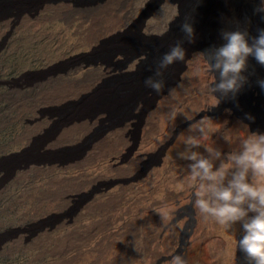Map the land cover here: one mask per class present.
I'll return each instance as SVG.
<instances>
[{
	"label": "rangeland",
	"instance_id": "1",
	"mask_svg": "<svg viewBox=\"0 0 264 264\" xmlns=\"http://www.w3.org/2000/svg\"><path fill=\"white\" fill-rule=\"evenodd\" d=\"M97 1L0 0V264H77L83 255L96 252L98 238L109 228H121L124 220L123 213L112 220L117 211L103 207L105 199L121 191L136 195L149 169L132 175L143 163L160 166L181 134L179 130L170 144L157 147L152 132L143 145L141 102L126 121L133 123L125 135L103 132L129 108L122 104L93 115L96 104L105 100L104 88L135 76L127 58L135 48H155L162 34L154 28L165 10L149 14L157 0H105L101 7L94 6ZM232 1L236 15L229 12ZM232 1L225 5L226 21L253 12L255 0ZM146 19L153 29L140 25ZM116 20L127 25L121 28ZM197 40L207 60L214 48L208 32ZM210 72L211 81L218 82V72ZM216 94L245 118L254 117L250 122L264 124L252 101L246 103L237 93ZM218 109L212 106L208 115L216 118ZM137 151L144 155L140 163L132 158ZM177 181L158 187L156 196L179 192ZM192 211L190 203L181 208L175 228ZM176 230L172 236L177 233V238L167 244H162L165 231L160 234L154 264H169L176 255L185 261L189 226L184 222ZM224 232L230 233L226 228ZM236 253V264H246L237 246Z\"/></svg>",
	"mask_w": 264,
	"mask_h": 264
},
{
	"label": "bare ground",
	"instance_id": "2",
	"mask_svg": "<svg viewBox=\"0 0 264 264\" xmlns=\"http://www.w3.org/2000/svg\"><path fill=\"white\" fill-rule=\"evenodd\" d=\"M231 1L157 0L154 5L155 10L150 11L149 14L155 11V15L158 11L165 10L161 22L154 28L158 34L159 32L162 34V37L159 36L160 39L157 40L155 48L139 47L133 49L129 54L128 65L135 69L133 73L135 76L131 80L104 88L105 100L96 104L93 115L107 113L122 104H127L129 107L123 116L114 120L110 119L111 121L105 125L103 132L108 135L121 137L126 134L128 125L133 123L126 121L133 116L132 111L140 102L142 104L138 105V109L141 111L140 124L143 145L148 143L146 138L152 132L157 135L155 140L157 147L170 144L179 130H181V134L175 141L173 140L174 144L168 148L160 166L152 165L150 167L148 163H143L141 170L139 169L135 174L132 173V177L136 178L149 169L140 184L141 186H138L139 190L136 195L129 196L121 191L115 195H109L105 199L103 207L111 206L113 210L117 211L113 214L112 220L118 214H124L121 228H109L102 235V240L100 237L98 238L96 252L85 253L84 259L80 256L82 260H79L77 264H132L134 262L154 264L159 256L156 244L160 234L165 231L162 236V244H167L168 240L174 241V236L177 238V233L172 236L173 231L176 229V232L179 231L184 222L189 226L186 264L237 263L236 241L243 235L240 222L229 229L230 233L225 234L228 230L224 232L223 226L211 220L206 221L193 208L189 219L183 216L178 219L177 228L173 225L175 218L179 216L177 215L180 213L179 210L189 204L191 200L187 181V165L190 161L181 158V154H186L185 140L189 136L195 137L202 146L194 150L205 157L208 156V153L203 146L211 145L221 151V158H225L248 134L252 132L264 134V124L250 122L249 119L237 112L236 107L229 100L219 103L216 118H211L208 115L209 108L216 103L213 95L217 98L218 96L209 91V86L213 82L211 81L212 74L207 68L204 54L201 55L204 51L197 36L202 32H208L212 45L217 48L226 43L222 39V32H245L247 33L246 39L251 44L252 38L258 35V30L264 29V20L261 19L264 13L254 11L260 7L261 0H255L253 12L246 18L226 21L225 5ZM105 2V0H98L94 6L101 7ZM229 12L233 15L237 14L233 1ZM117 22V26L121 28L127 25L125 20H116ZM183 24H190L193 28L192 39L182 31L181 25ZM140 25H143L146 30L153 29L148 19ZM190 39L191 42H189ZM177 44L185 49L184 60L174 62L166 69L161 70L160 76H155L162 56ZM242 75L247 77V81L237 94L241 95L246 103L252 101L254 108L264 116V92L257 84L258 80L264 79V67L260 66L252 56H249L247 68ZM148 77L162 81L163 86L159 92L145 85V80ZM245 125H247L246 128ZM201 129L203 134H201ZM217 129L219 131H215ZM223 135L230 136V144L223 139ZM97 136L99 137L100 134ZM102 140L104 138L95 142L93 147H97ZM128 143L129 141H126L124 148L129 152L131 147L128 146ZM143 156L137 151L134 152L132 158L140 163ZM219 163V160L214 161V169L219 166ZM174 180H178L181 184L179 192L173 195L162 193L160 198L157 197L158 195L156 196L158 187L168 188L169 182ZM177 183L175 184L177 185ZM251 215L253 214L249 213V216ZM230 242L231 245L228 247ZM174 243L178 249L181 248L178 239Z\"/></svg>",
	"mask_w": 264,
	"mask_h": 264
},
{
	"label": "clouds",
	"instance_id": "3",
	"mask_svg": "<svg viewBox=\"0 0 264 264\" xmlns=\"http://www.w3.org/2000/svg\"><path fill=\"white\" fill-rule=\"evenodd\" d=\"M254 11L264 13V0ZM261 19L264 20V16ZM181 29L192 39L190 24L181 25ZM221 35L226 43L211 49L206 60L208 70L219 74V81L214 78L209 91L225 97L229 93L235 96L247 81L242 75L247 68V58L252 56L264 67V29L258 30L251 44L245 32L225 31ZM184 58L185 49L179 44L173 46L162 56L155 76H160L161 70ZM257 84L264 92V79L258 80ZM145 85L157 92L163 86L162 81L152 77L146 78ZM213 98L216 101L213 107L218 106L220 100L215 95ZM246 118L254 121V117L248 114ZM200 131L203 134V130ZM223 139L231 143L229 135H223ZM185 145L186 154H181V158L190 161L187 181L192 207L206 221L211 220L226 229L240 222L243 235L236 241V246L244 254L246 264H264V134H248L225 158H221V151L211 145L203 146L207 157L195 151L202 145L193 136L185 140ZM216 160L220 163L214 169ZM249 213L253 215L249 216ZM169 264L186 262L176 255Z\"/></svg>",
	"mask_w": 264,
	"mask_h": 264
}]
</instances>
